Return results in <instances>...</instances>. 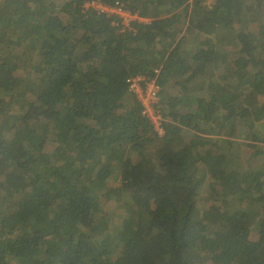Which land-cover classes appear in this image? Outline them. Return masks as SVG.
<instances>
[{"label":"trees","instance_id":"trees-1","mask_svg":"<svg viewBox=\"0 0 264 264\" xmlns=\"http://www.w3.org/2000/svg\"><path fill=\"white\" fill-rule=\"evenodd\" d=\"M86 1L0 0V264H264V0Z\"/></svg>","mask_w":264,"mask_h":264},{"label":"built area","instance_id":"built-area-1","mask_svg":"<svg viewBox=\"0 0 264 264\" xmlns=\"http://www.w3.org/2000/svg\"><path fill=\"white\" fill-rule=\"evenodd\" d=\"M84 10L91 9L98 14L113 17V25H122L123 27H130L131 21L137 20L139 22H147V19L138 17L132 14L125 8L123 3L115 1L114 3H107L104 0H89L83 4ZM112 18V19H113ZM158 73V69L154 70ZM128 89L131 91L136 99L140 102L142 110L141 114L150 120L154 131L158 135L164 132L162 125V118L157 111L159 86L156 83L155 77H145L143 75H136L127 79Z\"/></svg>","mask_w":264,"mask_h":264},{"label":"rangeland","instance_id":"rangeland-1","mask_svg":"<svg viewBox=\"0 0 264 264\" xmlns=\"http://www.w3.org/2000/svg\"><path fill=\"white\" fill-rule=\"evenodd\" d=\"M103 205L105 207L107 221L109 223L108 225L110 226V225L118 224L125 213L123 208L118 206V204H116L114 201H108V200H103ZM256 236H257L256 231L252 230L251 238H255Z\"/></svg>","mask_w":264,"mask_h":264},{"label":"crops","instance_id":"crops-1","mask_svg":"<svg viewBox=\"0 0 264 264\" xmlns=\"http://www.w3.org/2000/svg\"><path fill=\"white\" fill-rule=\"evenodd\" d=\"M137 15V14H136ZM138 16V15H137ZM139 17V16H138ZM141 18H143V17H141ZM143 19H146V18H143Z\"/></svg>","mask_w":264,"mask_h":264}]
</instances>
